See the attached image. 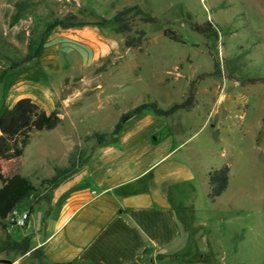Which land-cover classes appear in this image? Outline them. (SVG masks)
I'll list each match as a JSON object with an SVG mask.
<instances>
[{
  "label": "rangeland",
  "instance_id": "374dc122",
  "mask_svg": "<svg viewBox=\"0 0 264 264\" xmlns=\"http://www.w3.org/2000/svg\"><path fill=\"white\" fill-rule=\"evenodd\" d=\"M130 4L156 21L129 17L130 29L121 32L110 18ZM70 15L74 25L48 29ZM208 21L230 30L215 45L196 29ZM139 29L141 47L125 45ZM0 37L21 52L30 38L42 42L41 55L17 68L0 59V110L28 97L62 118L32 132L21 156L5 160L0 152L4 175L19 172L40 184L52 165L66 162L69 148L87 158L98 143L85 136L110 131L122 112L144 101L167 107L192 94V106L169 115L167 126L185 140L195 169L183 200L191 216L181 252L160 264H264V0H0ZM224 164L227 187L211 199L208 171ZM5 223L12 240L31 230ZM5 234L0 228V238ZM1 258L40 264L15 252Z\"/></svg>",
  "mask_w": 264,
  "mask_h": 264
},
{
  "label": "crops",
  "instance_id": "0c3cea01",
  "mask_svg": "<svg viewBox=\"0 0 264 264\" xmlns=\"http://www.w3.org/2000/svg\"><path fill=\"white\" fill-rule=\"evenodd\" d=\"M172 122L152 111L132 116L48 193V202L29 212V199L21 209L31 226L24 235L41 249L40 264H160L181 252L191 216L183 200L196 173Z\"/></svg>",
  "mask_w": 264,
  "mask_h": 264
},
{
  "label": "trees",
  "instance_id": "16d2710c",
  "mask_svg": "<svg viewBox=\"0 0 264 264\" xmlns=\"http://www.w3.org/2000/svg\"><path fill=\"white\" fill-rule=\"evenodd\" d=\"M15 17V19L18 18ZM129 17H135L143 22H154L156 17L142 9L138 4L125 5L117 10L110 18L121 32H126L130 28L127 24ZM74 15L65 18H57L48 26L51 29L55 25L69 27L74 25L72 21ZM196 29L206 35L214 45L219 40L220 34H228L217 24L210 21L203 25H196ZM164 35L175 41H183L181 37L172 30L165 29ZM136 37H127L124 41L127 46L141 47L144 39V30H137ZM42 53V42L30 38L27 43L25 52H21L15 45L0 37V59L11 68H17L24 63H28L39 57ZM193 104V96L189 94L180 102H172L167 107H162L155 101H144L132 108L122 112L117 121L114 123L110 131L98 132L94 131L85 136V139H95L98 144L107 140L114 139L120 132L123 124L132 116L143 111H152L161 116H169L179 109H188ZM62 118L57 108L46 111L44 108L37 106L30 98L23 97L17 100L10 108L0 110V152L5 160H11L23 154L24 148L28 142L30 134L34 131L50 130L55 128ZM264 124V116L262 117ZM82 151L70 153L67 162L63 165L54 164L52 166L53 173L49 177L40 180V184L34 183L28 176L19 172H14L8 176L4 175L2 165L0 163V228L6 233L4 238H0V253L9 254L12 252L22 256L29 254L34 260L42 263L43 253L39 247L34 246V242L30 235H24L19 240H12L7 231L5 223L6 218L11 211L20 203L33 199L29 212H33V205L41 201L48 202L51 196L40 190L44 188L51 192L66 177L76 172L87 160H80ZM228 165L224 164L219 168H213L208 171V191L207 196L211 199L221 194L228 183Z\"/></svg>",
  "mask_w": 264,
  "mask_h": 264
},
{
  "label": "built area",
  "instance_id": "2783aa9c",
  "mask_svg": "<svg viewBox=\"0 0 264 264\" xmlns=\"http://www.w3.org/2000/svg\"><path fill=\"white\" fill-rule=\"evenodd\" d=\"M29 217L28 211H17L15 208L11 211L6 219L16 226H26Z\"/></svg>",
  "mask_w": 264,
  "mask_h": 264
},
{
  "label": "water",
  "instance_id": "95a60500",
  "mask_svg": "<svg viewBox=\"0 0 264 264\" xmlns=\"http://www.w3.org/2000/svg\"><path fill=\"white\" fill-rule=\"evenodd\" d=\"M0 261H2V262H6V263H10V262H11V260H9V259H4V258H1Z\"/></svg>",
  "mask_w": 264,
  "mask_h": 264
}]
</instances>
